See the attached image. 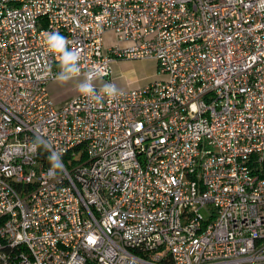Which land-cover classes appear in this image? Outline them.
Instances as JSON below:
<instances>
[{
    "label": "built area",
    "instance_id": "built-area-1",
    "mask_svg": "<svg viewBox=\"0 0 264 264\" xmlns=\"http://www.w3.org/2000/svg\"><path fill=\"white\" fill-rule=\"evenodd\" d=\"M53 32L164 78L57 105ZM0 264H264V0H0Z\"/></svg>",
    "mask_w": 264,
    "mask_h": 264
},
{
    "label": "clouds",
    "instance_id": "clouds-1",
    "mask_svg": "<svg viewBox=\"0 0 264 264\" xmlns=\"http://www.w3.org/2000/svg\"><path fill=\"white\" fill-rule=\"evenodd\" d=\"M46 36L48 50L60 56V71L55 76L57 82L64 84L79 77L81 75V57L79 53L69 50L67 38L62 36L59 32L48 33ZM97 76L98 72L94 69L84 74V79L77 84V89L82 96H85L90 101L101 103L105 97L109 100H115L121 95L120 89L114 84H103L102 87L97 90L93 83ZM41 150L49 153V173L52 176L62 173L64 171L62 153L53 149L48 141L37 135L33 139L29 151L34 155Z\"/></svg>",
    "mask_w": 264,
    "mask_h": 264
},
{
    "label": "rangeland",
    "instance_id": "rangeland-1",
    "mask_svg": "<svg viewBox=\"0 0 264 264\" xmlns=\"http://www.w3.org/2000/svg\"><path fill=\"white\" fill-rule=\"evenodd\" d=\"M111 38L114 42V36ZM162 78L164 76L157 72L156 62L152 59L124 60L114 63L113 83L122 89L140 87ZM81 81V78H75L64 84L51 82L48 89L54 102L59 105L79 94L77 84Z\"/></svg>",
    "mask_w": 264,
    "mask_h": 264
},
{
    "label": "crops",
    "instance_id": "crops-1",
    "mask_svg": "<svg viewBox=\"0 0 264 264\" xmlns=\"http://www.w3.org/2000/svg\"><path fill=\"white\" fill-rule=\"evenodd\" d=\"M124 61V60H123ZM113 67H114V65H113Z\"/></svg>",
    "mask_w": 264,
    "mask_h": 264
}]
</instances>
